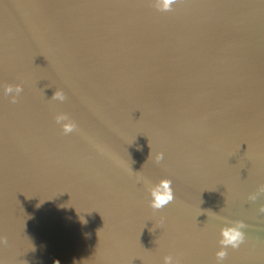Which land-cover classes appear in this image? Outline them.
<instances>
[{"label":"water","instance_id":"1","mask_svg":"<svg viewBox=\"0 0 264 264\" xmlns=\"http://www.w3.org/2000/svg\"><path fill=\"white\" fill-rule=\"evenodd\" d=\"M262 208L264 0H0V264H264Z\"/></svg>","mask_w":264,"mask_h":264},{"label":"clouds","instance_id":"2","mask_svg":"<svg viewBox=\"0 0 264 264\" xmlns=\"http://www.w3.org/2000/svg\"><path fill=\"white\" fill-rule=\"evenodd\" d=\"M178 0H153L154 5L158 11L169 12L172 11V7ZM23 91L21 85H7L4 87V92L9 95L12 102H16V98ZM52 100L61 101L65 100V94L63 91L57 90L51 96ZM55 122L59 125L65 134L71 133L76 129V124L70 120V118L64 114L59 113L54 117ZM157 161L163 159V154L157 156ZM172 181L169 179H161L159 183L152 185L149 188L150 200L149 205L154 210H160L166 205L174 201L175 195L172 188ZM255 199V197H251ZM264 211V208L261 209ZM244 224L242 222H236L230 226H225L220 229L218 248L215 252L216 264H224L226 257L228 256L229 249H238L245 240V233L242 231ZM164 264H179V262L171 255L164 257Z\"/></svg>","mask_w":264,"mask_h":264}]
</instances>
